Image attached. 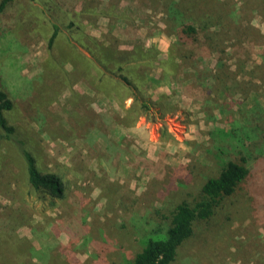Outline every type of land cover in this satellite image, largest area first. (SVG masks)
Returning <instances> with one entry per match:
<instances>
[{
	"label": "rangeland",
	"instance_id": "1",
	"mask_svg": "<svg viewBox=\"0 0 264 264\" xmlns=\"http://www.w3.org/2000/svg\"><path fill=\"white\" fill-rule=\"evenodd\" d=\"M220 1L218 46L192 48L180 46L165 0L9 2L0 14L6 116L39 168L65 182L53 203L29 183L17 142L0 138V219L31 243L19 264H129L167 228L162 212L217 169L211 124L235 111L240 123L259 122L264 0ZM223 64L236 67L225 93L213 78ZM252 181L195 222L173 264H264V169Z\"/></svg>",
	"mask_w": 264,
	"mask_h": 264
},
{
	"label": "trees",
	"instance_id": "2",
	"mask_svg": "<svg viewBox=\"0 0 264 264\" xmlns=\"http://www.w3.org/2000/svg\"><path fill=\"white\" fill-rule=\"evenodd\" d=\"M10 1L0 0V14ZM222 3L220 0H165V14L179 20L176 38L181 47H196L202 44L201 41L208 40L211 46H218L216 40L224 33L223 27L227 22ZM57 33L58 26L54 24L49 38L50 46ZM234 64H223L213 74L217 89L223 93L228 91L229 81L233 78L229 72L235 75ZM123 78L131 88L140 90L136 82L134 84L126 76ZM140 92H143L142 89ZM136 96L140 105L148 108L150 100L144 94ZM255 102L260 110L255 113L259 122L240 123V111H235L224 119V126L211 124L209 131L212 134L217 169L203 179L199 190L192 193L191 198L180 200L168 213L162 212L161 218L169 219L167 228L157 231L153 237H147L144 245L128 260L129 264H173L179 247L195 233V222H208L227 198L250 181L254 183L253 175L257 170L264 169V125L260 123L264 120V107L261 101ZM12 107V99L0 88V138L17 142L26 163L29 183L39 193L50 196L54 203L56 198L65 196V182L56 172L42 171L35 155L26 148L23 141L16 138L15 128L6 116V112ZM251 107L253 110L252 105ZM252 190L259 196V187L255 185ZM6 225L7 222L0 219V264H19L23 262L31 243L17 237L15 228L8 229Z\"/></svg>",
	"mask_w": 264,
	"mask_h": 264
}]
</instances>
